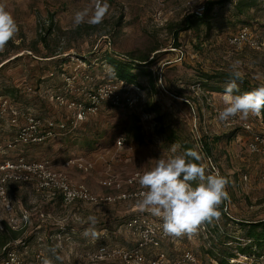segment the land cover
<instances>
[{
	"label": "rangeland",
	"instance_id": "rangeland-1",
	"mask_svg": "<svg viewBox=\"0 0 264 264\" xmlns=\"http://www.w3.org/2000/svg\"><path fill=\"white\" fill-rule=\"evenodd\" d=\"M208 1L218 0H107L110 11L101 24L73 27V13L88 6L91 0H4L19 31L0 52V161L21 157L28 161L47 160L53 168L64 171L72 181L86 184L94 193H113L101 186L103 178L124 179L134 171L150 170L158 158L182 153L178 144L176 153L171 152L172 145L163 148L167 134L159 132L168 126L189 133L193 139L209 138L219 173L229 180V199L221 205H227L231 217L264 220V182L260 178L264 162L247 151L249 133L241 127L248 124L252 133L264 135V118L236 117L232 127H227L218 119L224 107L223 91L213 90L225 88L227 83L204 81L200 76L230 72L231 64L239 60V70L250 85L264 84V48H234L228 43L229 36L241 26L239 20L246 16L254 21L249 27L256 32L264 30V0H257V9L238 17L233 16L238 0L216 5L210 28L202 24L198 30L179 33V47L174 48L177 27L190 14H201ZM107 50L121 57H154L149 70L155 87L143 75L137 78L143 87L117 82L108 63L101 61ZM83 58L91 63L83 62ZM106 83L114 84L120 95L132 96L134 104L127 107L101 102L76 129L70 127L75 130L67 136L63 129H57L58 135L53 139L2 150L23 122L20 119L14 126L12 112H29L44 122H67L73 112L65 104H58L55 97L87 102L88 93ZM230 133L235 136L227 141L224 136ZM120 136L125 138L122 147L116 144ZM85 139L96 141L92 149L87 148ZM79 162H88L92 167L83 171ZM243 175L247 176L246 181ZM7 188L16 214L26 211L29 215L21 240L14 244L25 257L41 251L53 264H120L93 262L89 255L103 243L122 247L133 243L122 223L127 216L141 213L138 207L133 209L137 202L65 207L58 199L49 200L46 194L36 192L30 184L11 183ZM90 215L99 220L98 239L82 236ZM2 220H7V216L0 204V225ZM219 225L220 230L240 232L232 222L226 224L224 217L219 218ZM215 226L212 220L211 234L198 228L191 238L171 237L163 248L170 257L191 250L197 264H216L207 251L213 244L215 250L220 247ZM52 247L57 249L55 255L49 251ZM56 255L61 259L56 260ZM247 259L240 261L264 264V252L259 258Z\"/></svg>",
	"mask_w": 264,
	"mask_h": 264
},
{
	"label": "built area",
	"instance_id": "built-area-1",
	"mask_svg": "<svg viewBox=\"0 0 264 264\" xmlns=\"http://www.w3.org/2000/svg\"><path fill=\"white\" fill-rule=\"evenodd\" d=\"M228 43L234 48L247 47L253 50L264 48V30L256 32L249 26L241 27L236 33L228 38ZM87 102L80 100H65L64 96L58 95L55 100L58 104H65L73 113L67 122H55L48 120L44 122L39 117L31 113L12 112L11 122L16 126L20 119L23 120L19 125L13 140L5 144L3 151L14 149L19 144L41 143L48 139L57 137V129L77 127L79 123L85 120L87 114L94 113L99 103L108 101L113 106H127L134 104L135 99L132 96L120 95L114 84H103L97 87L93 92L88 93ZM3 107L6 105L3 104ZM259 117H262L260 114ZM232 118L227 122H222L227 127H232L234 123ZM69 123L67 126L66 124ZM242 129L249 133L247 141V151L251 154L260 156L264 162V135L251 132L248 124H243ZM125 138L120 136L116 142L117 146L124 145ZM206 165V175L219 171L216 162L209 158H203ZM83 171L91 169L92 165L88 162L78 164ZM141 171H134L124 179L107 176L100 182L104 189L111 190L113 193L97 194L83 183L72 181L64 172L52 167L47 160L28 161L21 157L17 160L0 161V204L7 216L8 223L18 228L25 222L29 215L26 211H20L16 214L14 203L8 192V185L30 184L36 192L46 193L51 198H58L62 206H71L74 204H113L117 202H137L140 192L144 191L137 180ZM264 182V172L260 176ZM243 181L247 176L243 175ZM136 209V208H135ZM138 209V208H137ZM227 210V205H224ZM19 221V224H18ZM213 223L217 228L219 219H214ZM162 220L152 216L146 211L132 216L124 224L125 230L133 243L131 246L118 245H99L94 252L89 255L93 262L113 261L120 264H197V257L191 250H184L176 257H170L164 250L163 244L171 239V236L165 235L162 231ZM213 226V225H212ZM203 232L211 234L209 225L205 222L199 226ZM45 257L41 251L34 252L31 257H25L22 252L16 249L9 250L0 260V264H41V259Z\"/></svg>",
	"mask_w": 264,
	"mask_h": 264
},
{
	"label": "clouds",
	"instance_id": "clouds-1",
	"mask_svg": "<svg viewBox=\"0 0 264 264\" xmlns=\"http://www.w3.org/2000/svg\"><path fill=\"white\" fill-rule=\"evenodd\" d=\"M110 11L107 0H91L90 4L76 10L72 15L73 27L81 24H101ZM19 31L14 15L7 9L4 0H0V52L5 50L9 41L13 40ZM240 61H234L230 66V79L227 82L222 100L224 107L218 114V119L227 122L239 117L247 120L250 115L259 116L264 111V84L257 88L239 92V83L243 82V73L239 70ZM177 146L171 147L176 153ZM203 157L195 150L188 149L181 154L158 158L150 170L138 174L140 192L137 207L162 220V231L165 235L181 238H191L204 222L219 219L220 205L229 199L227 186L229 180L219 171L206 175V165ZM199 181L194 187L191 182ZM89 226L82 236L98 239L100 233L96 229L99 220L96 216L87 217ZM56 254V247L49 249ZM61 257L56 255V260ZM41 264H53L47 256L41 259Z\"/></svg>",
	"mask_w": 264,
	"mask_h": 264
},
{
	"label": "trees",
	"instance_id": "trees-1",
	"mask_svg": "<svg viewBox=\"0 0 264 264\" xmlns=\"http://www.w3.org/2000/svg\"><path fill=\"white\" fill-rule=\"evenodd\" d=\"M231 0H218V1H208L207 5L204 7L203 12L201 14L192 13L189 16H187L183 22L177 27L175 30V46L174 48H178L179 44L176 42L177 37L179 33L183 31H189V30H198L200 25L204 24L207 28H210L211 26V20L215 17V15L212 13L213 8L218 5L222 6L223 4L229 2ZM259 6L257 0H238L234 4V17H238L240 15H245L249 10H255ZM240 28L243 26L252 25L254 21H251L248 16H246L245 20H239ZM239 28V29H240ZM45 42V38H43ZM48 57V56H46ZM44 56V58L46 59ZM101 61H104L105 63H108L111 69V75L114 77V79L117 82L120 83H128L129 85H136L137 87H143L140 82H138L137 78L140 75H143L144 77L147 76L150 84L152 87H155L154 80L152 79V73L149 70V67H151L155 63V58L152 57L150 59V55H140L137 57H121L120 55L115 54L114 52H110L107 50L105 52L104 56L101 58ZM83 62L91 63L90 59L83 58ZM137 71V72H134ZM230 72H217L214 74H208V73H202L201 79L204 81H219L220 83H227L229 79L231 78L229 75ZM239 83V92L235 94H242L244 92L251 91L258 86H252L250 85L244 78L243 82ZM201 86V85H200ZM222 89V90H219ZM225 88H213V90L217 91H223ZM174 97H181L180 94L172 93ZM261 114L264 117V111L261 112ZM158 119L160 120L161 117L159 115ZM70 127L67 126L65 129H63L62 133L67 136L71 133H73L74 130H69ZM160 135L167 134L166 138L164 140L163 148H169L173 144L179 145V152H185L188 149H192L200 153L203 157H207L213 162H216L215 159L211 156L213 149L212 146H210V140L207 136H200L199 138H191L189 133L183 132L180 129H174L170 127H163L160 129ZM235 136L234 134H228L225 135L224 139L229 141ZM221 138L213 139V141H218ZM142 141V140H140ZM96 144L95 140H88L85 139V145L88 149H92L94 145ZM193 186L195 187L199 181H193L191 182ZM225 203V202H224ZM221 212L220 217H224L226 219V224L229 222H232L236 229L240 231L239 233H235L234 236L232 233H229L228 231L220 230L219 228L214 229L215 234L217 237V243L220 244V247L218 250H215V244L211 246V248L207 249L209 255L215 259L216 264H248L246 262H241L243 258L249 259H256L261 256H263L264 252V220H258V221H248V220H236L235 218L231 217L227 211L224 209V205H221L219 208ZM140 212H137L136 214H132L130 216H127L123 223L122 228L124 227V224L128 219H130L132 216L139 214ZM28 220L23 222L18 228L12 227L7 220H2L0 225V260L7 254L9 250L16 249L21 250L20 248H17L14 244L15 242L21 240V237L24 234V228ZM212 222V221H211ZM211 222H205L208 225H211ZM226 229V228H225ZM223 236H222V235ZM233 236V238H232ZM235 242V243H234ZM19 243H23L22 241ZM234 243V244H233ZM25 244H22V246ZM21 246V245H19ZM26 246V245H25ZM262 252H261V251ZM38 252V251H36ZM241 260V261H240ZM246 260V261H247ZM231 261V262H229ZM236 261V262H235Z\"/></svg>",
	"mask_w": 264,
	"mask_h": 264
},
{
	"label": "crops",
	"instance_id": "crops-1",
	"mask_svg": "<svg viewBox=\"0 0 264 264\" xmlns=\"http://www.w3.org/2000/svg\"><path fill=\"white\" fill-rule=\"evenodd\" d=\"M261 115H262V114H261ZM262 118H264L263 115H262ZM255 155H256V154H255ZM257 156H258V155H257ZM259 158H260V157H259ZM108 175H109V174H108ZM103 179H104V178H103ZM44 194H46V193H44ZM46 196H47V198H48L49 200H54V201H55V200L58 199V201H59L60 204H61V201H60V199L58 198V196H57L56 198H51V197H49L47 194H46ZM136 207H137V206L133 207V209L136 208ZM125 246H131V244H128V245L126 244Z\"/></svg>",
	"mask_w": 264,
	"mask_h": 264
}]
</instances>
